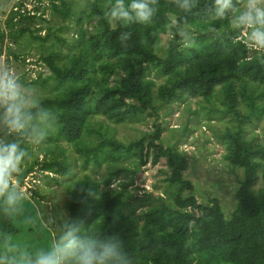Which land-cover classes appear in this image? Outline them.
<instances>
[{
  "label": "trees",
  "instance_id": "obj_1",
  "mask_svg": "<svg viewBox=\"0 0 264 264\" xmlns=\"http://www.w3.org/2000/svg\"><path fill=\"white\" fill-rule=\"evenodd\" d=\"M245 2L234 0L232 13L218 18L214 0H195L189 12L181 10L178 0H154L156 15L150 25L133 23L113 30L106 16L108 6L104 0H94L85 16L87 23L96 20L86 46L62 63L56 54L43 57L54 79L68 83L63 91L39 100L32 108L34 121L42 120L47 142L63 139L86 161L89 157L98 161L113 153L136 150L140 165L149 158L153 164L163 159L171 170L167 177L172 188L171 203L142 211L141 224L136 216L124 211L129 204L123 190L103 191L98 180L85 175L70 192L66 202L68 217L53 237L54 246L60 243L66 226L74 223L82 238L117 239L130 264H264V144L245 139L241 127L244 121L252 122L251 117L259 118L264 113V55L243 38L242 32L248 30L234 25L233 16L243 10ZM52 5L53 10L65 16L69 13L65 4ZM16 15L13 10L7 20L9 30ZM21 17L35 18L29 13ZM177 22L196 33L190 46L174 35L173 25ZM168 30L172 38L160 54L161 34ZM25 33L41 38L29 27L21 28L18 35ZM123 33L130 36L123 39ZM85 35L81 27L80 40ZM4 38L0 28V41ZM104 57L100 72L93 67L94 59ZM152 71L166 77L156 93ZM115 75L118 80L112 84L109 81ZM218 85L222 86L227 111L240 120L236 130L224 134L226 157L232 167L242 172L235 190L236 207L229 218L216 197L209 204L198 201L193 182L184 176L188 158L177 145L164 146L160 124L152 133L128 144L108 138L96 144L84 141L85 134L91 132L88 124L92 114L115 123L139 122L153 107L155 96L163 102L183 94L209 99ZM255 85L261 89H255ZM241 104L247 110L245 115L240 114ZM41 111L47 113L46 118L40 116ZM0 129L5 140L19 142L27 152L25 137L9 134L2 123ZM43 151L40 160L39 153L32 162L28 161V153L22 160L25 167L18 176L20 186L36 167L52 175L50 178L70 174L67 160L60 158L51 144ZM259 181L262 185L255 190ZM35 189H31L32 194Z\"/></svg>",
  "mask_w": 264,
  "mask_h": 264
},
{
  "label": "rangeland",
  "instance_id": "obj_2",
  "mask_svg": "<svg viewBox=\"0 0 264 264\" xmlns=\"http://www.w3.org/2000/svg\"><path fill=\"white\" fill-rule=\"evenodd\" d=\"M93 1L0 0V28L5 32L4 40L0 41V71H10L24 93L36 103L68 87L67 82L59 83L54 79L43 57L56 54L62 63L74 51L86 46L92 34L91 25L96 21L91 19L87 23L85 19L86 14L91 11ZM53 3L59 7L65 4L69 13L65 16L53 10ZM104 3L109 9L115 0H104ZM13 10L17 15L9 30L7 20ZM25 13L34 15L35 18L25 20L21 17ZM174 22L172 19V23ZM25 27L34 29L36 36L41 38L31 37L28 33L19 36V30ZM81 27L86 32L82 40L79 37ZM184 27L188 28L192 36L196 35L193 29ZM13 35L17 37L14 38ZM242 35L248 42V33L243 31ZM45 37L47 39L42 40ZM171 38L170 30L161 34L160 54L165 52ZM248 44L253 48L249 42ZM105 60V57L94 59L93 67L101 72L100 67ZM98 71L97 78L101 76ZM150 76L156 82V93L157 86L164 83L166 77L157 75L155 71ZM117 80L118 75H115L109 82L114 84ZM250 84L253 83L250 81ZM255 86V89H261ZM154 99L153 107L139 122L115 123L101 115H90L88 126L91 132L85 134L84 141L96 144L101 138H108L128 144L152 133L155 125L160 124L163 128L161 140L164 146L177 145L188 158L184 176L193 182V193L198 201L209 204L216 197L225 216L229 218L236 207L235 190L242 172L241 169L232 167L226 157L224 134L236 130L240 120L227 111L222 86L218 85L209 99L187 94L170 102H163L156 96ZM246 113V108L241 104L240 114ZM250 120L252 122L244 121L241 125L244 138L264 144V113L259 118L251 117ZM41 121L38 119L33 123L44 130ZM0 139H4L1 133ZM50 144L60 158L67 160L70 174L50 178L52 175H46L36 167L32 172L36 182L32 183L29 174L21 186L18 176L25 165L22 164L19 172L13 174L10 179V187L14 189L12 202H7V193L0 194V264H34L40 254L47 253L54 247L53 237L68 217L66 202L70 192L76 181L85 175L98 180L103 191L123 190V196L129 204L124 211L136 216L140 224L142 219L139 215L142 211L171 203L169 194L172 188L167 181L171 170L163 159L153 164L149 158L146 164L140 165L138 153L134 150L128 154L113 153L98 161L89 157L86 161L65 140L49 143L44 139L38 143L27 140L28 161L32 162L36 153H39L40 160L44 155L43 150ZM117 172V175H113ZM261 185L259 181L255 190ZM32 188H36L33 194Z\"/></svg>",
  "mask_w": 264,
  "mask_h": 264
},
{
  "label": "clouds",
  "instance_id": "obj_3",
  "mask_svg": "<svg viewBox=\"0 0 264 264\" xmlns=\"http://www.w3.org/2000/svg\"><path fill=\"white\" fill-rule=\"evenodd\" d=\"M195 0H178L179 7L189 12ZM234 0H214L215 15L226 17L235 8ZM156 15L154 0H115L106 16L115 30L118 26L129 24L150 25ZM238 28L248 30V42L254 49L264 55V0H247L243 10L233 16ZM174 35L178 36L185 46L194 43V37L188 28L178 22L173 25ZM130 33H123L127 39ZM36 102L23 91L17 78L8 70L0 71V123L9 134L25 137L33 143L46 139V132L35 125V114L32 108ZM41 117L47 113L41 111ZM27 152L15 140L0 139V194L7 193L6 200L11 203L14 189L10 187V179L18 173ZM61 239L49 252L40 254L34 264H130L117 239L101 241L95 238H82L79 228L70 223Z\"/></svg>",
  "mask_w": 264,
  "mask_h": 264
},
{
  "label": "built area",
  "instance_id": "obj_4",
  "mask_svg": "<svg viewBox=\"0 0 264 264\" xmlns=\"http://www.w3.org/2000/svg\"><path fill=\"white\" fill-rule=\"evenodd\" d=\"M30 174H31V179L33 180L32 183L36 182V180L33 178V174L32 173H30Z\"/></svg>",
  "mask_w": 264,
  "mask_h": 264
}]
</instances>
